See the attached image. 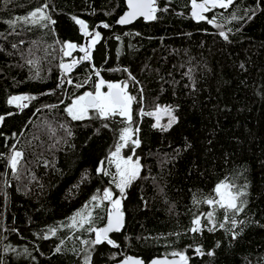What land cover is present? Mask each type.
Listing matches in <instances>:
<instances>
[{
	"label": "trees",
	"instance_id": "16d2710c",
	"mask_svg": "<svg viewBox=\"0 0 264 264\" xmlns=\"http://www.w3.org/2000/svg\"><path fill=\"white\" fill-rule=\"evenodd\" d=\"M44 5L54 23L19 19ZM125 7L126 0H0V264H85L86 256L88 264H113L135 254L149 262L179 253L187 264H264V0H234L199 21L192 0H157V19L116 24ZM73 17L100 36L92 63L63 75L61 61L79 55L66 44L83 39ZM97 71L105 84L127 82L131 121L91 109L83 120L67 114L74 97L95 90ZM13 96L35 99L9 104ZM162 105L176 117L167 131L153 127ZM128 127L140 143L120 151L139 159L141 171L121 196L97 168L114 173L110 154ZM13 151L22 153L15 174ZM221 182L246 193L235 216L244 223L235 228L218 207L207 219L214 206L204 201ZM104 189L121 200L123 227L109 235L116 247L86 243L96 238L87 228L106 223ZM89 212L84 228L68 227Z\"/></svg>",
	"mask_w": 264,
	"mask_h": 264
},
{
	"label": "snow or ice",
	"instance_id": "6c2138e0",
	"mask_svg": "<svg viewBox=\"0 0 264 264\" xmlns=\"http://www.w3.org/2000/svg\"><path fill=\"white\" fill-rule=\"evenodd\" d=\"M233 3L234 0H203L202 3H197V0H192L193 11L191 15L198 21L205 20L206 17L203 15V13L217 7L227 9ZM127 5L128 11H126L124 15H122L117 21V23L121 25L129 24L138 17H143L145 20L157 19V0H127ZM46 7L47 5L37 8L34 12L30 13L28 17H20L19 19L24 20L25 23L31 22L33 24L39 23L43 20H48L54 23V21H51V18L46 14ZM254 14L255 13H253V15ZM250 18L251 17H249V19ZM73 19L77 24L80 25L81 31L85 34V36H89L87 30L88 25L83 20H80L76 17H73ZM233 19H236V17L233 16ZM9 23L14 25L16 21H10ZM208 23H213V20H208ZM102 26L104 28L109 27L107 23H104ZM220 35L227 40L228 37L223 31L220 32ZM99 36V32L94 33V35L91 37V44L88 47H80L79 50L84 53V56L81 57V60H89L91 58L89 48L94 46L96 41L99 39ZM65 47L68 49H74L77 47V45L69 43L66 44ZM64 55L69 56L71 53L65 51ZM79 62L80 61L74 60L72 64L61 63L60 67L67 73L71 71L72 67ZM29 63H33V61H29ZM124 71H127V69H124ZM96 75L99 76L98 71L96 72ZM130 79L134 80L135 78L131 77L130 75ZM68 82L71 83V81ZM61 83H63V81ZM104 86L105 81L101 79L98 83H96L94 93L85 92L83 95L76 97L72 101V104L65 109L72 120H83L91 109L94 110L100 118L107 119L109 117H115L116 115H119L121 117H126L128 121H131V104L133 100H135V97L128 95V93L125 91L127 88V82H124L123 84L108 83V91L106 92L101 90ZM76 87L79 88L82 87V85H76ZM29 99H35V97L13 96L9 98L8 103L13 104ZM18 106L21 108L27 107V105L23 103H20ZM159 111L160 109L157 108V112ZM164 111L170 116L169 123L165 126H161L159 123H157L153 125V127H160L162 131H167L168 128H170L172 124L176 122V117L171 115L172 110L170 108H165ZM2 119L3 117H0V120ZM136 132H138V129H136ZM69 134L71 133L69 132ZM120 139L124 143H118L116 146V151L110 154L112 157L110 162L115 163L116 172L109 173L103 167H98L97 173L111 175L113 177L112 182L115 183L116 188L120 190L121 196H123L125 189L139 177L141 165L139 163V159L133 160L132 156L127 158L121 157L120 150L121 148L125 147L129 141L138 147L140 141L138 138L132 139V130L130 128H125L122 130ZM133 151H135V148H133ZM21 157L22 153L20 151H13L12 155L9 157V163L14 174L17 172V165L19 164ZM101 164H103V162H101ZM214 192L215 198H209L204 201L205 203L214 206V210L207 214V219L212 221L215 208L218 207L224 212L225 219L230 220L233 228L237 227L238 224H243L244 221L236 220L235 216L244 209L246 201L243 199V197L246 195V193L242 189L237 188L234 184L225 182L217 184ZM97 199L98 197L95 195L91 198L93 202L97 201ZM102 200L109 201L112 205L111 209L108 211V223L104 228H92L89 226L87 230L95 232L96 238L95 240L86 243L97 245L106 241L108 244L116 247L117 245L112 239L109 238L108 234L113 231L119 232L123 227V213L120 211L121 200L114 199L110 189H104ZM87 207L88 206L85 205V208ZM97 207H99V205H97ZM229 213H231V215H229ZM77 216H79V220H77V217L74 216L72 218V224L68 225V227L71 228L79 225V227L84 228L85 224H88L90 221L91 212H89L87 216L83 215L82 213H78ZM200 223V217H196V219L193 221L194 227L191 229V231H199ZM220 227L223 228L224 224H220ZM50 231L55 234L56 229H50ZM56 251L59 252L60 248L57 247ZM197 252H200L199 248L197 249ZM178 255H180V259L184 261V264H187V257H185L182 253H179ZM129 261H132V264H141V261H133L131 257L123 261L122 264H129ZM88 262L89 257L86 256L85 264H88ZM152 264H173V262L154 260Z\"/></svg>",
	"mask_w": 264,
	"mask_h": 264
},
{
	"label": "water",
	"instance_id": "95a60500",
	"mask_svg": "<svg viewBox=\"0 0 264 264\" xmlns=\"http://www.w3.org/2000/svg\"><path fill=\"white\" fill-rule=\"evenodd\" d=\"M203 1H197V3H202ZM126 9H125V11L118 17V19L116 20V24H119V23H117V21L119 20V18L122 16V15H124V13L126 12V11H128V5H127V0H126V7H125ZM192 11H193V8L191 7V9H190V15H191V13H192ZM206 13V12H205ZM205 13H203V15H205ZM192 16V15H191ZM139 18H143V17H138L137 19L139 20ZM191 18H193V17H191ZM195 19V18H194ZM143 20H145L144 18H143ZM136 20H134V21H132L131 23H129V24H125V25H123V26H126V25H130V24H132V23H134ZM119 25H121V24H119ZM78 27H79V31H80V33H81V35H83V39H82V42L81 43H79L78 45H77V47L76 48H74L77 52H78V57L77 58H74V59H65V60H63V61H61V63H64V64H72V62L74 61V60H76V61H80L79 63H77V64H75L73 67H72V69H71V71H69V72H65L63 69H61V67H60V70H61V72L63 73V75H68L69 73H72L73 71H75L80 65H82V64H84V63H92V61H91V59H92V57H93V51H94V47H95V44H94V46H92L91 48H89V52H90V59L89 60H81V57H83L84 56V53L83 52H81L79 49H80V47H88L90 44H91V37L93 36L92 34V32L89 30V29H87L88 30V33H89V36H85V34L81 31V27H80V25L78 24ZM61 65V64H60ZM94 74H96V72L94 73ZM97 76V75H96ZM99 79H101V77H100V74H99V76H97ZM105 86L107 87V84H105ZM112 207V206H111ZM111 207H109V210L111 209ZM108 210V211H109ZM122 212V211H121ZM107 223H108V214H107V220H106V223L102 226V227H100V228H104L106 225H107ZM113 232H115V231H113ZM112 233V232H111ZM111 233H109L108 235H110ZM129 257H131L132 258V260L134 261V260H139V261H141V264H152V262L154 261V260H159V261H168V262H173V264H184V261H182L181 259H180V256H173V257H168V256H160V257H154V258H152L151 260H149V262H145L144 260H142L139 256H136V254L135 255H128V256H126V257H123V258H121L120 260H118V261H116V262H114L113 264H122V262L123 261H125L127 258H129ZM188 262V261H187ZM129 264H132V261H129Z\"/></svg>",
	"mask_w": 264,
	"mask_h": 264
},
{
	"label": "rangeland",
	"instance_id": "374dc122",
	"mask_svg": "<svg viewBox=\"0 0 264 264\" xmlns=\"http://www.w3.org/2000/svg\"><path fill=\"white\" fill-rule=\"evenodd\" d=\"M115 84V83H114ZM107 91H108V89H107ZM85 92H95V91H90V90H86V91H84V92H82L81 94H79V95H77L76 97H78V96H81V95H83ZM76 97H74L73 99H72V101L76 98ZM72 104V102L69 104V105H71ZM68 105V106H69ZM67 106V107H68ZM157 108H159L160 109V111L159 112H157ZM157 108H155L153 111H152V115H153V117H154V124H157V123H159V125H161V126H165V125H167L168 123H169V119H170V116L164 111V109L165 108H170V107H168V106H166V105H162V106H158ZM172 110V109H171ZM171 115H173V116H175L174 114H173V112H171ZM129 128V127H128ZM131 129V128H130ZM122 143H124L123 141H122ZM120 156L121 157H124V158H127V157H129V156H122V154H121V151H120ZM131 156V155H130ZM137 158H133V160H136ZM112 160V157H111V155H110V161ZM110 163H112V162H110ZM112 165H113V167H114V173L116 172V167H115V163H112ZM114 185H115V183H114ZM116 187V186H115ZM116 189H118V188H116ZM114 199H119V198H117V197H113ZM108 202V205H109V207H111L112 205H111V203L109 202V201H107Z\"/></svg>",
	"mask_w": 264,
	"mask_h": 264
},
{
	"label": "flooded vegetation",
	"instance_id": "af4514ba",
	"mask_svg": "<svg viewBox=\"0 0 264 264\" xmlns=\"http://www.w3.org/2000/svg\"><path fill=\"white\" fill-rule=\"evenodd\" d=\"M101 90H102V91H105V92L107 91V89H106V90H103V88H102ZM93 91H95V90H93Z\"/></svg>",
	"mask_w": 264,
	"mask_h": 264
}]
</instances>
